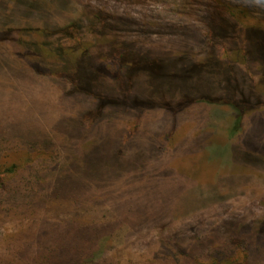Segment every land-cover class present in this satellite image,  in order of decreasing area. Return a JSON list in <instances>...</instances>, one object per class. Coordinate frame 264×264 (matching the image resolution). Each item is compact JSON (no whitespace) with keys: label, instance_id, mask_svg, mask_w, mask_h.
I'll use <instances>...</instances> for the list:
<instances>
[{"label":"rangeland","instance_id":"obj_1","mask_svg":"<svg viewBox=\"0 0 264 264\" xmlns=\"http://www.w3.org/2000/svg\"><path fill=\"white\" fill-rule=\"evenodd\" d=\"M94 15L110 29L94 24ZM64 23L79 29L91 64L105 62L113 47H129L147 57L168 56L169 65L205 66L192 81L197 85L217 75L208 68L213 50L206 35L226 27L230 37L214 53L234 65L253 105L264 100L263 75L233 43L245 24L264 31V0H0V142L40 140L51 155L39 175L48 187L32 183L43 198L31 216L10 214L0 228V264L49 251L41 246L54 249L57 234L69 233L64 222L76 215L94 235L78 231L66 241L82 251L92 241L96 263L264 264V108L236 117V126L232 111L218 105L142 114L98 109L91 93L113 91L112 76L93 80L90 93L69 95L53 77L38 76L56 69L44 49L61 39L56 30ZM43 29L49 38L39 34ZM62 42L61 56L74 59L73 41ZM136 78L134 95L154 93L143 76ZM63 196L81 210L67 213L68 205L58 204H73Z\"/></svg>","mask_w":264,"mask_h":264},{"label":"trees","instance_id":"obj_2","mask_svg":"<svg viewBox=\"0 0 264 264\" xmlns=\"http://www.w3.org/2000/svg\"><path fill=\"white\" fill-rule=\"evenodd\" d=\"M37 5L41 6L43 4ZM234 16V14H230V17ZM105 19L106 18L100 17L99 15H94L93 23H99V26H103V20L105 21ZM100 28L104 29L105 27L103 26ZM242 28L243 30L240 38L233 43H235L237 49L238 47L241 48L240 52H242L246 63H252L258 66L259 71L264 77V31L252 24H245ZM89 29L87 31L93 34ZM105 29H110V27H106ZM42 31L43 32L39 31V34L44 38H49V33L51 32H48V30L46 31V29ZM56 31V34L59 35L61 39L56 40L55 45L52 42L44 43L46 47L44 50L48 51L47 56L56 59L54 64L51 65V67L54 66L56 69L53 71H46V74H44L43 71H37L38 76L53 77V80L60 85L61 88L62 86L63 88L65 87L67 95H69V93H88V91L90 93L93 80L98 79L100 81L103 77L112 76L115 86L113 91L107 90L100 94L91 93V95H93L91 100L97 105L98 109L109 107H120L124 109L135 108L138 109L139 114H142L144 109L148 110L153 107L173 112L174 110L180 111L183 108L199 104L218 105L228 107L232 111L235 116L233 125L236 126L238 124L236 117H243L247 112L250 113L257 107L264 108V100L255 101L254 105L251 103L252 101L244 94L240 78L235 71L234 65H232L227 58H221L217 54L219 50L215 48L220 49L221 46L214 45L225 40L224 38L230 37V30L226 27L221 26L218 29L214 28L206 35L207 44L210 49L213 50V52H209L206 57L208 58L210 54L211 57H213V67L209 66L208 68L213 69L217 75L210 84L209 81L205 83L203 81L201 85H197V82L194 84L192 81L197 77V73L203 70L205 66L200 68V66L195 65L190 62V60L182 67L173 63L169 65L167 62L168 56L163 57L155 54L153 56L148 55L149 57H147L142 53H133L129 47H113L105 62L91 64L93 60L88 59L87 50L83 49L81 45V34L77 33L79 29L76 28L74 23L61 24ZM7 32H11V30L9 29ZM19 33L21 34V31H19ZM67 39H71L75 44L73 52H77V55L74 56V59H65L62 57L64 55V52H62L64 51V42H62V40L65 41ZM28 46L39 48L30 43ZM49 46L54 48V50L49 48ZM66 49L68 50V48ZM214 51L217 53H214ZM95 72L97 73L96 77H94ZM138 76L144 77L147 84L150 86L149 88L154 91L153 94L147 97L133 94L134 81ZM173 84L178 85V87L182 89V91L180 90L182 94L178 99L176 95L177 86ZM170 85L175 86V89H172ZM155 87L156 90L164 88L166 92L169 91L172 93L157 96V92L154 90ZM218 90H222L223 94H216L215 91ZM187 91L189 93H195V95L188 98ZM239 130L240 128L237 129L236 132ZM16 141L17 143L12 142L10 144L0 142V228L2 225L7 224L4 222L10 214H19L21 217L25 216L28 218L31 216L32 211L30 208L38 205L43 198V196L34 192L32 183H37V185L42 188L43 186L48 187L47 183L41 184L39 181L40 172H43V169L46 167L45 164H48L51 158V155L45 153L43 150L47 142H41L40 140L34 141L27 137L17 139ZM45 158H47V160ZM62 184L60 180L56 187L62 188ZM61 199H68L69 202L77 206L74 207L68 204L67 201H61L60 204H58L61 208L64 209L66 205L70 208L67 209V213H78L81 210L75 199L69 198L68 196L67 198L63 196ZM6 214L7 216H5ZM72 217L74 218H72L70 222H64L67 228L66 230L69 232L67 233L68 235L59 236L57 234L56 238L58 241L54 242V244H56L54 249L41 246V248L44 247L49 251L37 253L33 258L29 256L27 261L25 260L27 256L24 255L25 259H23L20 255L19 258L16 259L17 263L101 264V262L96 263V259L89 254L92 250V248H90V243H92V241L85 240L89 248V250L85 251H82L79 245L72 239L69 238V241H66L67 237H71L73 235L72 233L76 234L77 232L78 234V231L79 236H84L85 233L94 235L91 229H87V224L81 223V218L78 215ZM42 226L46 228L47 224H43ZM99 230L101 231V229ZM105 233L106 232H103V234ZM29 240L31 241V239ZM29 240L25 241V248L30 249L31 243Z\"/></svg>","mask_w":264,"mask_h":264}]
</instances>
